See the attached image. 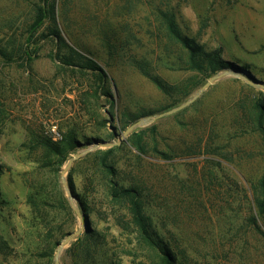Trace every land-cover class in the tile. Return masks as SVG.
I'll use <instances>...</instances> for the list:
<instances>
[{"label": "rangeland", "instance_id": "1", "mask_svg": "<svg viewBox=\"0 0 264 264\" xmlns=\"http://www.w3.org/2000/svg\"><path fill=\"white\" fill-rule=\"evenodd\" d=\"M42 1L0 0V264H55L80 226L59 264H264V0H49L55 25L35 27ZM224 72L250 83L163 115Z\"/></svg>", "mask_w": 264, "mask_h": 264}, {"label": "trees", "instance_id": "2", "mask_svg": "<svg viewBox=\"0 0 264 264\" xmlns=\"http://www.w3.org/2000/svg\"><path fill=\"white\" fill-rule=\"evenodd\" d=\"M42 7H39L38 12H37V17H36V22H35V27H38L40 25L43 24V21L48 19L52 22L53 25H55V17H54V4L53 2L49 3V0H43L42 1ZM158 17H159V21L162 22V26H164V31L165 36L167 37V39L173 41L174 43L177 44V46L179 47V49L181 51H187L190 53V58H189V65H187L188 69L190 68H194V69H198L201 70V64L198 62H195L194 60V52H200V46H198L197 44H194L193 41L191 39H188L186 36H183L182 33L180 32L176 20H175V16L172 12H166V11H159L158 12ZM54 37H58L60 39V37L56 34ZM73 53H75L74 50H71ZM204 56L208 55L207 53H202ZM90 64L86 65V67L91 70L93 73H95L97 75V77L99 78V81L101 82V84H103L105 82V74L102 72V70L96 66V65H91V61H88ZM230 65V64H227ZM234 67V66H231ZM136 68L139 69V71L145 75L146 77L150 78L155 84H157L161 89H163L162 85H160V83H158V79L151 77V75L149 74L148 70L144 69L143 66H140L139 64H136ZM233 69H236V71H239L238 67H234ZM261 122H264V116L262 115V117L260 118ZM72 145H79L78 142H76L75 140H72ZM74 147V146H73ZM109 152V151H108ZM106 160L103 163V166L107 169L110 170L109 167L106 166ZM264 180V176L263 179ZM261 180V181H262ZM263 183V181H262ZM112 186V193L114 192V194L118 193V196H124V198H126L129 202H130V206L132 209L133 214L135 215L138 224L140 225L141 228L144 229L145 224H144V219L141 216V205L140 202L138 200V198L135 196L136 194L131 190V189H125V188H121L120 190L115 189L114 185ZM259 195L258 197H256V205L259 209V213L263 214L264 213V190L261 189V191L258 192ZM135 194V195H132ZM260 194H262V197L260 198ZM254 220V219H253ZM251 220V223L253 225H255V221ZM256 230H258V228H256ZM168 260V259H167ZM167 264H169V260L167 261Z\"/></svg>", "mask_w": 264, "mask_h": 264}, {"label": "water", "instance_id": "3", "mask_svg": "<svg viewBox=\"0 0 264 264\" xmlns=\"http://www.w3.org/2000/svg\"><path fill=\"white\" fill-rule=\"evenodd\" d=\"M228 74H231V75H233V76L239 77V78L244 79L245 81H247L243 76H241V75H239V74H235V73L224 72V73L218 74V75H216V76L210 78V79L207 81V83H206V84H205V85H204V86L198 91L197 95H194L191 99H189L188 101H186V102H185L184 104H182L181 106H179V107H177V108H175V109H173V110H171V111H169V112H167V113H165V114H163V115H169V114L175 113V112H177L178 110H180V109L184 108L185 106L189 105L190 103H192V102L196 99V97H197L199 94L202 93V91H203L206 87H208L210 84H212L215 80L221 78L222 76L228 75ZM247 82H248V81H247ZM248 83H250V82H248ZM158 117H160V115L156 116V118H158ZM154 118H155V117H154ZM152 120H153V118H146V119L140 121L138 124H139V125H147V124L150 123ZM135 126H136V124H135V125H132L131 127H129V128L127 129V131L125 132V134L128 133L130 130H132V128H134ZM114 145H116V144H115V143H100V144H96V145H94L93 147L89 148L88 150L83 151L82 153H80V154H78V155H75V156L73 157V159H71V160L69 161L68 164H71L72 160L79 158L80 156L86 154V153L89 152V151H93V150H96V149H99V148H110V147H113ZM63 183H64V181H63ZM81 230H82V228H81V226H80L79 229H78V231H76V232H71V233H68V234H67V236L65 237V239L63 240V242L59 245V248H58V250H57V254H56V257H55V264H59V263H58V253L60 252V250L62 249V247L65 246V245H66V244H67L72 238H74L75 236H77V235L80 233Z\"/></svg>", "mask_w": 264, "mask_h": 264}]
</instances>
